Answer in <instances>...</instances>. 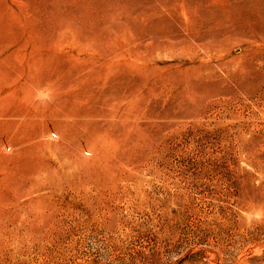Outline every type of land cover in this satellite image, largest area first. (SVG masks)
<instances>
[{
    "label": "rangeland",
    "instance_id": "obj_1",
    "mask_svg": "<svg viewBox=\"0 0 264 264\" xmlns=\"http://www.w3.org/2000/svg\"><path fill=\"white\" fill-rule=\"evenodd\" d=\"M77 1L71 39L0 0V264H264V0ZM119 39L93 102L119 128L93 142L60 116Z\"/></svg>",
    "mask_w": 264,
    "mask_h": 264
},
{
    "label": "bare ground",
    "instance_id": "obj_2",
    "mask_svg": "<svg viewBox=\"0 0 264 264\" xmlns=\"http://www.w3.org/2000/svg\"><path fill=\"white\" fill-rule=\"evenodd\" d=\"M28 4L31 5V8L33 10L32 13L33 12L37 13V16H43L44 18V19H40L39 17L34 15V17L32 18V20H34L33 23L34 29H37L39 27H46L48 29L54 27L68 29L72 32L71 39H74L80 33V29H82L86 24L83 11L79 9L80 3H78L77 0H30V3ZM240 6H241L240 1H237L235 3V7L239 8ZM247 19H248L247 16L243 17L240 14L237 15V21L239 24L247 23ZM205 21L209 22L208 19H205ZM184 29H189L190 31L192 30V26L185 24ZM189 31L187 34H189ZM249 34L250 32L245 33V30L243 29H238L235 31V35H237L238 39H241V41L244 42H247V36H249ZM216 35H217L216 31H212L208 37H203L200 41H193V43L195 46L197 45V46L209 47L213 38ZM84 39L87 41L88 45L89 44L92 45L94 42L92 34L86 35ZM115 43L116 41L115 42L112 41L103 44V46L97 45L93 47L92 51L89 52L88 54L89 57L85 59L87 63L93 62L95 60L99 62V65L96 68H94V66L96 65L95 62L91 66L90 64H88L86 72L89 71V69L92 70L90 71L89 75L87 74L84 79L78 82L80 83L83 80L87 82L85 86L92 95L89 101L90 103L92 102L91 105H88L87 107L82 106L80 108L67 107L62 111V114L60 116L63 117L64 120L67 121L69 120L68 126L73 131L84 130L88 132L90 135V139L93 142L99 139L101 140L104 139L100 137L109 133L113 134V131L119 128L118 124L115 123L114 119L110 118V117H116L115 113L109 110L96 108L93 105V102L98 100L97 93L101 90V83L99 82V80H101L102 82H105L106 80L112 82V79L108 77L110 74L117 73L119 71V67L121 63L120 61L124 58V56L122 55L124 49L123 41L119 39V42L117 44ZM146 43L147 42L142 43L141 41H139L131 44V47L133 48V53L130 52L132 54L131 56L132 62H135L137 61L138 58L142 57L140 55L139 48L141 45H145ZM65 58H67V54L62 55L54 63L56 64L62 63L63 65V60H65ZM44 60L45 63H42V65L45 66L46 64L48 67L51 66L50 64L53 62L52 58L42 59L41 62H44ZM81 68L85 69V67L84 68L81 67ZM10 111H12L10 110V108L0 105V113L10 112Z\"/></svg>",
    "mask_w": 264,
    "mask_h": 264
}]
</instances>
